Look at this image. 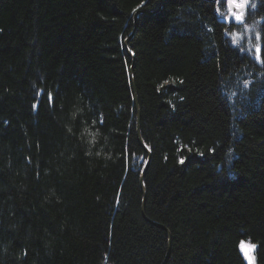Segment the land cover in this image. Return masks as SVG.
<instances>
[{"label": "trees", "instance_id": "obj_1", "mask_svg": "<svg viewBox=\"0 0 264 264\" xmlns=\"http://www.w3.org/2000/svg\"><path fill=\"white\" fill-rule=\"evenodd\" d=\"M228 16L227 0H0V264L163 263L139 114L167 264H247L242 240L264 264V63ZM244 17L264 47V0Z\"/></svg>", "mask_w": 264, "mask_h": 264}, {"label": "water", "instance_id": "obj_2", "mask_svg": "<svg viewBox=\"0 0 264 264\" xmlns=\"http://www.w3.org/2000/svg\"><path fill=\"white\" fill-rule=\"evenodd\" d=\"M208 1H214V0H208ZM250 6V0H249V5L248 7ZM248 7L245 9V11L248 9ZM238 11V10H237ZM141 12H137L135 14V25L138 24V17H139V14ZM133 32L132 34L129 36L128 39L125 40V47H126V50H127V53L128 55L132 58V60H134L135 58V55L134 53L131 51V49L129 48V42L131 40V38L133 37ZM130 78H131V82H132V85H134V75H133V66L131 67L130 69ZM134 95H135V103H136V106H137V109L139 110V107H138V97H137V92H136V89L134 88ZM140 112V111H138ZM137 135H138V139H139V143L140 145L142 146V148L147 152L148 154V159L146 161V163L144 164L143 166V169H142V173H141V188H142V191H143V208H142V212H143V216L144 218L146 219V221H148L149 223L155 225V226H158L164 230H166L167 234H168V238H169V248H168V252L165 256V259L163 261L162 264H167L168 260H169V257H170V254H171V232L169 231L168 228H166L165 226H163L162 224L150 219L149 217H147L146 213H145V203H146V187H145V184H144V175L147 171V169L149 168V165H150V162H151V150L149 149V147H147V145L145 144L142 136H141V132H140V114L138 115V121H137ZM241 250V249H240ZM255 251H256V248L255 250L251 253L254 258H255V264H256V257H255ZM245 261L247 264H249L247 258L245 257L244 253L241 251Z\"/></svg>", "mask_w": 264, "mask_h": 264}, {"label": "snow or ice", "instance_id": "obj_3", "mask_svg": "<svg viewBox=\"0 0 264 264\" xmlns=\"http://www.w3.org/2000/svg\"><path fill=\"white\" fill-rule=\"evenodd\" d=\"M248 5H249V0H227V8L229 12V16L227 18L229 20L234 18L237 22L243 23L245 9L248 7ZM251 7L254 8L255 5L253 4L251 5ZM255 38L257 40H260L261 39L260 33H256ZM254 47H255V59L260 63H264V47H262L259 44L255 45ZM245 86H247V83L245 84ZM48 99L51 102L55 103V98H53L50 94H48ZM179 162L183 164L184 159L181 158ZM239 247L241 251L244 253L245 257L247 258L249 264H255V258L251 253L255 250L256 245L242 240L239 243Z\"/></svg>", "mask_w": 264, "mask_h": 264}, {"label": "rangeland", "instance_id": "obj_4", "mask_svg": "<svg viewBox=\"0 0 264 264\" xmlns=\"http://www.w3.org/2000/svg\"><path fill=\"white\" fill-rule=\"evenodd\" d=\"M245 18V17H244ZM239 23L240 32H237L234 36V39L237 42L243 43L245 45V50L255 52V45H260V40H257L256 33H260L255 27L246 26L243 23ZM239 34V35H237ZM128 39V38H127Z\"/></svg>", "mask_w": 264, "mask_h": 264}, {"label": "bare ground", "instance_id": "obj_5", "mask_svg": "<svg viewBox=\"0 0 264 264\" xmlns=\"http://www.w3.org/2000/svg\"><path fill=\"white\" fill-rule=\"evenodd\" d=\"M215 1V0H214Z\"/></svg>", "mask_w": 264, "mask_h": 264}]
</instances>
